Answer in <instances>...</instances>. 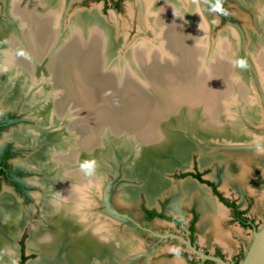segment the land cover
<instances>
[{"label": "bare ground", "instance_id": "6f19581e", "mask_svg": "<svg viewBox=\"0 0 264 264\" xmlns=\"http://www.w3.org/2000/svg\"><path fill=\"white\" fill-rule=\"evenodd\" d=\"M67 1L2 0L4 8L3 11H0V63L2 64L3 61L4 64L0 68V93L5 91L2 102L3 109L14 108L18 104L21 107L20 110H26V108L31 110L29 105L24 103L27 98H21H23V94H28L31 84L42 78L43 85L33 93L30 91L31 95H29L42 105L36 112L37 124L50 129H46V131L44 129L40 133L37 132L40 130L37 128L39 125L35 127L37 131L23 127L10 131L4 136L12 138L16 143L22 145L38 146L34 156L21 159L18 163L28 169H37L43 172V178L40 181L37 179L35 182L32 181L42 188L41 193L34 195L36 196L35 201L40 203L39 214L33 213L34 209L32 208H28L29 210L26 211L15 195L9 189L3 188L0 195V264H13L16 258L15 240L23 225L30 219L29 217H34L37 220V225L29 231L26 242L27 250L36 252L38 257L35 260L27 261L26 264H127V260L131 256L134 257V253L140 248V242L133 234H130L128 230L118 231L116 222L110 219V215L107 218L101 212L96 213L93 208L97 202L96 198L101 196L105 188L104 177L106 173L102 172L98 165L97 169L93 167L90 172L83 166L89 162H94V166L96 161L98 164L104 163L105 160L102 156L107 149L101 142V132L107 131L112 139H117L115 130L129 129L130 115L125 114L123 118H118L109 114L104 118L108 123L101 118L100 113L104 111L99 106L100 102H103L101 95L108 100L111 99V104L114 101L110 98L106 85L99 84L100 81L98 84L91 81L89 83L91 85L86 82L89 79L92 80L94 76L91 77L92 74L90 75L91 58L101 60L104 47L107 46L109 50L114 42L111 41L109 32L97 18L95 11L76 12L69 17L70 21L67 25H64L63 14L68 8ZM146 1V7L155 13L151 20L152 26H164L167 45L174 46L179 61L178 65L172 68H156L152 75L160 79L161 70L170 71L174 77L177 76L182 79L186 75L185 61L188 58L183 45L192 44L193 41H204V39V42L208 43L206 39L209 36L210 24L203 12L201 0H185L187 7L182 5L183 0ZM241 1L254 11V15L256 14L254 24L262 31V36L257 35L251 25H246V34L249 40V48L246 51L243 49L242 33H238L236 28H226L222 34L230 35L231 39L221 38L218 43L221 54L218 55L217 53L212 65H210L211 63L208 65V69L212 73L211 84L206 83L201 87L177 85L174 90L165 88L162 90L160 83L156 81L159 88L155 87L154 95L151 96V104H157L155 107H157L158 117L153 120L156 127H149L148 129L138 122H133L131 125L136 127L138 135H141L142 155H154L161 158L170 155L173 156V159L176 158L175 162L172 163L184 168L186 166L183 164L186 163L189 148L192 149L193 147L192 136L197 139L200 138V142L206 151L214 145H228L232 141L249 143L254 140V136L250 132L243 131L239 134H231L228 132L230 129H227L226 134L222 133L218 136L220 130L223 129L222 121L216 120V117L219 116L214 117L219 109L218 102L216 103L217 94L225 91L227 84L225 77L229 71L234 70L235 66L243 71V73H238L242 86L240 84L237 86L241 100H245L242 103V121L248 122V119H253L250 122L260 121L259 116L263 113L262 105L257 108V104L246 103L249 95L251 100L253 99L249 92H254L255 88L246 86L247 82L244 75L248 69L250 73L253 70L264 81V0ZM85 31L89 34V38H93V40L90 39V42L85 36ZM236 48L239 49L240 53L237 52ZM138 49V47L130 49L136 57L141 55ZM86 51H89L91 55ZM107 54L106 51L103 61H108ZM230 54L236 55L232 62L227 61ZM249 63L253 67L249 66ZM102 64L103 62H101ZM116 69L115 67L109 69L105 74L113 78L116 75ZM15 70L20 73L19 78L22 77L26 87L22 86V88L17 89L14 85V78L10 74ZM147 73L151 74L150 71ZM128 77L130 78V76ZM161 80L164 81L163 78ZM179 80H177L178 83ZM131 86L132 82H130L129 89L124 92L126 95L130 92ZM164 91L167 92L170 100L161 94ZM244 91L246 96L243 95ZM135 96L132 98L129 96L128 99H122L119 102L117 100L115 102L118 103L115 104L114 102V104L130 111V108L127 109L130 106V100ZM29 99L32 101L30 97ZM142 101L144 100L142 99ZM175 103L177 105L172 110L171 107ZM73 107L78 110L72 111L73 116L76 115L68 121L65 118L70 115L65 116V113L73 110ZM197 107L200 108L201 114L204 112L209 116L205 118L203 125H198L199 127L194 126V122L198 119H194L193 123H191L192 121L189 122L191 112L198 109ZM110 108L109 110L112 109ZM167 110L170 113H167ZM232 111L234 112V110ZM169 115L172 116L168 118ZM185 118L188 119L187 124H184ZM59 121L61 128L53 129V126ZM117 121L124 123L127 127L117 126ZM174 124L176 127L179 126L177 130H180V133L178 131L172 133L170 131L172 129H165L171 125L174 127ZM231 127L232 129L235 128L232 125ZM212 132L218 134L212 135ZM242 146L250 147L249 144ZM165 152L167 154H163ZM200 152H202L201 149ZM220 153L222 152L212 156L211 159L222 160L227 165L230 164L231 166L227 167L228 170L227 168L225 170L226 174H234L238 180L241 179L243 166L239 163L240 161H237L236 156L230 153L222 155ZM185 154L187 155L185 156ZM200 160L202 161L201 165L207 163L204 158L200 157ZM140 161L142 164L146 162L145 158H141ZM232 161L234 163H231ZM99 166L101 167V165ZM95 169L96 172L94 173ZM144 170L145 168H129V171L135 172V174L141 172L139 176L147 173ZM125 175H127V171H125ZM132 176L137 178L133 173H130V178ZM150 178L151 180L149 179L142 188L148 202L154 203L153 200L159 190L169 188L170 184L167 179L159 175ZM189 179L192 180L187 178V180L184 179L183 182L179 183L182 201L189 200L192 195L196 194L201 201L202 217L211 220L212 223L216 222L218 215L223 214V210L213 196L209 194L208 188L194 180L191 182ZM134 193V189L126 188L120 193L119 198L131 203L135 200Z\"/></svg>", "mask_w": 264, "mask_h": 264}, {"label": "rangeland", "instance_id": "374dc122", "mask_svg": "<svg viewBox=\"0 0 264 264\" xmlns=\"http://www.w3.org/2000/svg\"><path fill=\"white\" fill-rule=\"evenodd\" d=\"M1 2L2 0L0 1V11H3L4 7L2 6L3 3ZM112 2H113L112 0H109L107 5H105L104 7L103 2L98 0H68L67 1L68 8H66L65 10L66 12L63 14V21H64L63 23L64 25H67V23L70 21L69 17L76 12L95 11L97 18L100 19V21L105 25L106 30L109 32L108 35L111 38V41L114 42V44L109 48V51L107 46L104 47L109 56L107 62L102 61L103 64L101 65L99 64L100 62L95 58L94 60L93 59L91 60V63L89 65L91 67L90 75L92 74L91 77L93 75L94 76L92 77V80L89 79L88 82L86 83L88 85H91L89 84L91 81L97 84L98 81H100L99 84L102 83L106 85L107 90H109L108 92L110 94V98H112L114 102L117 100L119 102L122 99H128L130 95L134 96L130 92L128 93V95L124 93L126 90L129 89L130 82H132L131 74L136 75L135 73H132L131 68H129V65L132 64L131 63L132 61L134 62L138 61L137 63L138 66H140L139 64L141 65L145 64L146 68L145 71H143V77L139 81H142L141 88H144V90L146 89L147 92H151L149 96L150 98L149 106H150L152 105L151 96L154 95L153 92L154 88L155 87L159 88V86L157 85L158 82L160 83V87H162V90H164L163 88L167 90H174L176 88L175 86L177 85H182L183 87H189V86L201 87L206 83L208 84L212 83L211 82L212 73H210L211 71H209L208 65L209 63H211L210 65H212V62H214V58L216 59L215 55L217 53L218 55L221 54V48L219 49L218 46V43L220 42L221 38L227 37V40L231 39L230 35H226V33L225 35L222 34L226 28L228 29L236 28L238 33H242L243 49L244 50L246 49V51L249 48V40L246 34L247 33L246 25L248 26L251 25L252 26L251 28L255 29L253 31L256 32L257 35L262 36V31L259 28L255 27L254 24V21L256 20L255 19L256 14L254 15V11L250 7L248 8V6H246L241 0H227L226 18L223 17L220 18L216 14V12L210 6L209 0H201V5L204 10L203 12L205 13V16L208 19L207 21H209L210 24V31L208 32L209 36L206 39L208 43H205L204 42L205 39H204V41H196V42L193 41L192 44L183 45L188 54V58L185 61V67L187 69L185 70V74H186L185 77H183L182 79L177 76L174 77V74L172 72L161 70L160 79H158L159 77L157 78V76L152 75V73L156 68L158 67L172 68L178 65L179 63L176 49L174 48V46L167 45L168 44L167 39L164 35V26L163 25H157L156 27L152 26L151 20L152 18H154L155 13L150 11V8L148 9L146 7V3H147L146 0H119V7H115L112 4ZM186 3L187 2L183 0L182 5L184 7H187ZM88 39L89 38L87 37V40ZM134 47L139 48L138 50H140L141 53L139 57H136V55L134 56L132 54L130 49H133ZM236 50L238 53H240L239 49L236 48ZM244 50L243 52H245ZM208 55L210 58L207 57ZM234 57H236V55L230 54L227 61L232 62V59H234ZM245 57L247 58L246 55ZM152 61L154 62L152 63ZM3 64L4 62L2 61V64L0 63V68L1 66H3ZM112 64H114L113 69L114 67L117 68L115 72L116 75L113 76V78L110 77L108 74H105V71L107 70L109 71V67ZM133 64L135 65V63ZM137 65L135 66L138 67ZM248 65L253 67L251 63H249ZM95 66H96V72L94 70ZM98 67H100L99 70ZM124 68H128V70ZM248 70L247 73L244 75L245 81L247 82L246 86L250 88L253 87L255 88V90L254 92H249L252 94L253 99L251 100V96L249 95L246 103L251 104L252 102L253 104H257L258 105L257 108H259L262 105L263 113H261V115L259 116L260 121L250 122V120L253 119H248V122L242 121V116H241L243 114L242 103L245 100L244 99L241 100V94L238 93L237 86L239 84L240 86H242V83H240L241 78H239L238 76L240 73H243V71H241L238 66H235L234 70L229 71V73H227V76L225 77V80L227 82V84L225 85V91L223 92L221 91L220 93H218L216 99V103L217 102L219 103V105L217 103L219 109L217 110V115H214V117L219 116L216 117V120L222 121L221 125L223 129L220 130L219 134L216 132H212V135L218 134V136H220L222 133L226 134V131H228L227 129H230V131L228 132L231 134L234 133L239 134L243 131H247L254 136V140H252L249 143H245V142L236 143L232 141L229 142L228 145H214L211 147L212 150L209 148L206 151L200 142V138L197 139L195 136H192L194 142L192 145L193 147L192 149L189 148L190 150L187 149L189 150V152L188 155L185 154V156L187 155L186 156L187 158L185 161L186 163L183 164L186 167L182 168L178 166L176 163H172L175 162L174 160H176V158L173 159V156L170 155L164 156L165 158L164 159L161 157H155L154 155L146 156V154L143 153L145 155H141V157L139 156V158L137 157L133 159V155H134L133 151L135 150L133 148L134 146L131 145V139H132L131 137H130V142H128V145L125 143L127 146L126 148L124 142L118 140L120 138H118L117 136H116L117 139H112V137L109 135L107 131L101 132V136H100L101 142L106 146L107 149L106 152H103V156L101 155L105 161H103L104 163L101 164L100 163L98 164V162L96 161L94 167L97 169V165H98V167L101 168V171L106 173L104 177V186L105 185L106 186L102 191L104 194H102L103 197L101 196L100 204L98 201L99 197H97V195H96L97 198L95 197L97 199L96 200L97 202L95 203L96 205L93 207L94 211L96 210L95 211L96 213L101 212L102 215L107 216V218H109L110 214H108L109 212L106 211L105 209H113L112 207H117L120 210H128L135 216H140L141 214L140 207L142 205L148 208H157V209L163 207L166 214L180 220L179 223L180 226L176 225L174 222H166L162 219L155 218L151 221V229L157 233L174 232L183 235L185 233L184 231L187 226V223L190 219V208L191 207H195V209L198 208L199 211L197 210L198 211L197 213L199 215L198 216L199 220L197 222L196 243L199 246V249H208L210 252H212L215 249L216 244H220L225 250L224 252L225 259L229 262H235L236 264H239L251 241L252 230L249 228H243L237 222L233 221L230 209L221 205V203L219 202L216 203H218L220 208L223 210V214L219 216V219L216 222L212 223L211 220H208L203 217L202 219H200L202 216L201 213H203L200 208L201 207V203H200L201 201L199 200L200 198H198L196 194H194V196L192 195V197H190L189 200H186L184 202L182 201V192L179 189L180 188L179 183L183 182L184 179L187 180V178L181 179L182 177H178L176 173H182V170L194 169L193 166L194 165L197 166L203 172L204 177L213 180L216 183L218 189L227 199L237 200L238 202H240L242 208L247 207L248 209L247 215L251 216L254 219L257 229L264 223V185L263 182L261 181V179H264V81L261 80V77L258 76V73H256L253 70H251L250 73V70L249 71ZM119 71L121 72L119 73ZM147 71H150L151 74L147 73ZM122 72L123 74H121ZM19 75L20 73L17 70L12 71V73L10 74V76L14 78V85H16L17 89H19V87L22 88V86L26 87L25 81L22 80V77L20 79ZM118 75L123 78L122 79L123 83L122 86L117 89L114 85L115 83H117ZM128 76H130V78ZM161 78H163L164 81H162ZM178 79H180L179 83L177 81ZM156 81L158 82L156 83ZM11 85L13 86V84ZM42 85L43 82L41 78L37 82L31 84L29 86L30 87L29 90L33 93L35 92V90L39 89ZM4 92L0 93V118H2L5 114H9V115L11 114L12 120L11 122L7 123L5 128H3L0 132V146L1 145L3 146L5 143L11 144L14 149V155L12 156L10 161L13 163L14 166L21 167L22 165H20L18 161L21 159H27L28 157L34 156L36 154V152L34 151L37 150L36 148H38V146L22 145L14 142L15 140L13 141L12 138L4 137L6 138L4 139L3 138L4 134L6 132L9 133L10 131L23 127L36 129L35 131H37L38 128L40 130L37 132L40 133L44 129L46 131V129L49 130L50 128L42 126L41 124H37L36 112L39 109V107H41L42 105H40V102H37L38 100H35L34 97L30 96L31 93L28 92V94L25 95L23 94V98H21V99L27 98L26 100H24V103L25 105H29V108H31V110L27 108L26 110H20L21 107L18 104L14 106V108L11 107V108L3 109L2 102L4 99ZM164 93L167 94V92L165 91L161 94ZM135 95L142 97L137 92ZM243 95L246 96L245 91L243 92ZM29 97L32 99V101L29 99ZM101 99L103 100V102L101 101L99 106L101 110H104L103 112L101 111L100 113L103 121H106L104 118L107 117L109 114H112L113 117H118V118H123L125 114L130 115V111H126L123 109L124 107L119 108V106L115 105L118 102H115V104L113 102L112 105L110 103L111 99L108 100L107 98L102 97V95H101ZM33 101L34 103H32ZM182 102L187 103L186 101H182ZM144 104L147 105L148 101ZM71 106H73V104ZM80 106L83 107L82 105ZM203 107H205V105H203ZM77 108L79 109V106ZM77 108L73 107V110L66 112L65 116L67 115L70 116H67L65 119L68 121L72 120L76 115L75 114L73 116V112H75V109L77 111L78 110ZM109 108L111 110H109ZM129 108L130 106L128 107L127 110H129ZM232 110H234V112ZM191 113H192L191 116H189L190 117L189 122L192 121L191 123H193L194 119L195 120L198 119V121L194 122V126L197 127L203 125L205 123V118L209 117L208 114L206 115L204 114V112L203 114H201L200 108L194 109V111ZM187 120L188 119L185 120L184 124L188 123ZM19 125H30V126L17 127ZM37 125L39 126L35 128ZM231 125L237 129L235 128L232 129ZM172 126L173 125L165 129H172L170 130L172 133L174 131L175 133H177V131L178 132L180 131L177 130L179 129V126L177 127L176 125L174 127ZM59 127L61 128L60 121L57 122L55 126H53V129H58ZM122 133H125V131H123ZM122 133L121 135H124ZM212 135L209 136L211 137ZM125 138H128V136L124 137V139ZM119 144H123V150L125 148L128 154L125 153L122 154L123 155L122 156L120 153H118L119 147L117 145ZM245 144L246 145L249 144L250 147L242 146ZM24 146H30V147H24ZM141 147L142 145L139 146V149L140 151H143ZM200 149L202 152H200ZM219 152H222L220 153L221 155L224 153L225 154L230 153L231 155L236 156L237 161H240L239 163H241V165L243 166L242 167L243 173L241 179L238 180V178H236L234 174H226L225 170L228 166H231L230 164L227 165L226 162L224 163V161L222 160L218 161L217 159H211L212 156L218 155ZM163 154H167V153L165 152ZM145 156L147 158H145ZM169 156L170 158H168ZM200 157L206 159L207 163L201 165L202 164L201 160L203 159L200 160ZM141 158H145L146 162L144 164H142V162L140 161ZM231 163H234V161H232ZM99 165H101V167ZM24 167L26 168V166H23L21 169L23 171L22 179L26 185L25 193L20 196L15 193L14 195H16V197L18 198L16 199L18 201L20 200L19 202L26 211L32 208L34 209L33 213L39 214L40 203L35 201L36 196L34 195L36 193L37 194L41 193L42 188L40 185H37L34 182L36 179L40 181V179L43 178V172L37 169H30L31 171H27L25 170ZM133 167L145 168L147 173L139 176L141 172L140 174L137 173L135 174V172L129 171V168H133ZM96 169L94 170V173L96 172ZM125 171H127L128 177H125L124 175ZM130 173H133L134 176L137 178H133V176L130 178ZM154 175H159L162 178L167 179L168 183L170 184V187L160 189L153 200L154 203H151L148 202L145 191L143 190L142 187L145 185L146 182H148L149 179L151 180L150 177ZM106 179H107V183H106ZM190 181L194 182L193 180ZM122 186L123 189L120 190ZM171 186H173V188L175 186L176 189L171 188ZM126 188L128 189L132 188L135 190L134 193L135 200L131 203L130 201H124L119 198L120 193ZM208 192H210L209 194H211V191ZM97 204L99 205V207ZM32 216H34V214H32ZM29 218L30 219H28L26 223L23 225V228L21 229V232L18 235L19 238L17 237L15 240L16 257H17L16 242L18 245L19 240L23 235L24 246H27L26 242L29 236V231L33 226L37 225L36 222L37 220L34 217H29ZM110 219L116 222L118 231L120 232L124 230H128L129 232L131 231L130 234H133L134 237L138 239L140 242V250L137 252V254L134 253L135 254L134 257L131 256L127 260V264H153L154 262H160V263L174 262L173 264H189L188 260L197 261L200 259L195 255H193L192 253H190L182 243H180L175 239L172 238L156 239L153 238L151 235L144 233L137 227L133 226V224H130L129 222H127V220L120 221L114 219L113 217L112 218L110 217ZM217 222L219 223V225ZM218 228L219 230H217ZM182 251H185V255L181 254ZM230 253L232 254L230 255ZM26 255L28 256L27 261L35 260L38 257V254L36 252L29 250H26ZM186 257L188 258V260L186 259ZM203 264H212V263L204 262Z\"/></svg>", "mask_w": 264, "mask_h": 264}, {"label": "flooded vegetation", "instance_id": "af4514ba", "mask_svg": "<svg viewBox=\"0 0 264 264\" xmlns=\"http://www.w3.org/2000/svg\"><path fill=\"white\" fill-rule=\"evenodd\" d=\"M98 1H102L103 2V6L105 7V5H107L109 0H98ZM112 1H113L112 4L115 6V2L117 0H112ZM209 3H210V6L213 8V10L216 12V14L220 18H222V17L226 18L227 0H216V1L209 0ZM214 3L216 5H220V9L219 8L216 9L215 6H214ZM11 116H12L11 114L10 115L9 114H5L2 118H0V132H1V130L3 128H5L7 123L11 122V120H12ZM20 126H30V125H19L17 127H20ZM5 134H4V136H5ZM4 136H3V138H4ZM4 139H6V138H4ZM9 140H11V139H9ZM1 141H2V139H1ZM24 147H30V146H24ZM13 155H14V149H13L11 144L5 143L3 146L2 145L0 146V193L3 191V188L4 189L5 188H7V189L9 188V190L13 194L15 193V194L20 196V195H23L25 193V190H26V185H25V183L23 182V179H22V172L23 171H22L21 168L23 166L19 167V166H14L13 165V163L10 161ZM193 167H194V169H191V171H185V172H182V173H176V175H178V177L190 176L191 179H196L197 181H199L201 183H205L209 187L208 191H211V194L216 197L217 200L216 199L215 200L217 202L221 203V205H223L226 208L230 209L233 221L237 222L243 228H249L251 230H253L255 228L257 229L254 219L251 216L247 215V210H248L247 207L246 208H242L241 205H240V202H238L237 200L227 199L221 193V191L218 189L216 183L213 180H210V179L204 177L203 176V172L197 166L194 165ZM193 174H195V176ZM199 179L203 180L204 182L200 181ZM261 181L263 182V185H264V179H261ZM207 182H210L211 185L208 184ZM214 189L217 190L220 193V195L222 197H224V199L226 201L234 202V204L237 206L236 209L242 211L241 218L244 221L249 223L248 226L241 225L239 220L235 218L234 209L232 207H230V206H227L223 201H221L219 199V197L216 195V193H214ZM15 197H16V195H15ZM98 207H99V205H98ZM112 208L114 210H116V212L120 213L121 216H123V218H125V220H127V222H129L130 224H133V226L137 227L138 229H140L144 233H147V234L151 235L153 238H156V239H169V238H172V239H175V240L179 241L177 238H173V237L160 238L157 234H166V233H157V232H154V230L151 229V221L153 219H155V218L156 219H162V220H164L166 222H174L176 225H179L180 220L177 219V218H174L173 216H170V215L166 214L163 207H160V209H157V208H148V207L142 205L140 207V210H141L140 216H135L131 212H129L128 210H120L117 207H112ZM145 209H147V210H155L156 212H161L163 214V217H159V216L150 217L145 212ZM197 210H198V208L195 209V207H191L190 208V219H189V221L187 223V226H186L185 231H184L185 233L183 235H180V234H177V233H174V232H167V233H174V234L180 235L183 238L189 240L190 243L193 246H195L196 248L199 249V246L196 243L197 222L199 220V218H198L199 215L197 213L199 210L198 211ZM124 215H126V216H124ZM201 215H202V213H201ZM200 219H202V216H201ZM201 221H203V220H201ZM191 226H192V228H191ZM180 243H182V242H180ZM182 244L186 247V245L184 243H182ZM26 247L27 246H24V240H23V235H22L20 240H19L18 245H17V242H16L17 257H16V260H15V262L13 264H19L20 261H21V256L22 255L26 256V258L24 259L22 264H26V261H27V258H28V256L26 255V250H27ZM139 250H140V248L138 249V251ZM187 250H188V248H187ZM200 250H202L206 254H212V255L221 257L222 259L226 260L225 257H224V252H223L222 248L218 244H216V247H215V249L212 252H210L208 249H200ZM137 252H135V254H137ZM190 253H192V252H190ZM181 254L185 255V251H182ZM192 254L195 255L194 253H192ZM195 256L200 258V259L197 260V261H194V260H188V258L186 257V259L188 260L189 264H203L204 262H211L212 264H216L215 262H213L211 260L202 259L201 257H199L197 255H195ZM157 263H160V262H154L153 264H157ZM163 263L164 264H173L174 262L173 263L172 262L171 263L163 262Z\"/></svg>", "mask_w": 264, "mask_h": 264}, {"label": "water", "instance_id": "95a60500", "mask_svg": "<svg viewBox=\"0 0 264 264\" xmlns=\"http://www.w3.org/2000/svg\"><path fill=\"white\" fill-rule=\"evenodd\" d=\"M85 36L89 38V34L87 32H86ZM90 39L93 40V38L91 37V38L88 39L89 42H90ZM86 53H90V52L86 51ZM105 53H106V49L103 50V57L101 58L102 61L104 59ZM128 53H129V50H128ZM90 55H91V53H90ZM91 59L94 60L93 57ZM101 60H99L100 61L99 64H101V62H102ZM114 61H116V60H114ZM114 61H112V62H114ZM153 62L154 61H152V63ZM131 63L132 64L129 65V68H131L132 73H135L136 75H133V74L130 73L132 75V82L134 81L132 83V86H131V89H130V93L135 96V94L137 92L142 97L135 96V98L133 97V99L130 100V127H129V129H126V130L120 129L118 132H117V129H116L115 131H116V136L118 138H120L118 140H121V142L123 141L125 146H126V144L128 145V142H130V137L132 138L131 139V145L134 146L133 148L135 150V151H133V154H134L133 155V159H134V158H137V157L139 158V156L141 157V155H142L141 154L142 151H140V149H139V146L141 145L140 144L141 135H138V130L136 129V127H132L131 125H133V122H138V124H140V125L143 124L148 129H149V127H156V125H155L156 123L153 120L158 117V114L156 112V108L157 107H155V105H157V104L150 105V106H149V104H147V105L144 104L147 101H148V103L150 102L149 101V99H150L149 96L151 94V92H147L146 89L144 90V88H141V82L142 81H139L143 77V71H145V68H146L145 64L144 65L139 64L140 66H138L137 62L132 61ZM133 63H135V65H137L138 67H136ZM113 65L114 64H112L109 69H112ZM124 69L128 70V68H124ZM94 70L96 72V66H95ZM98 70H99V68H98ZM107 71H105V73ZM120 72L121 71H119V73ZM129 72H130V70H129ZM121 74H123V72ZM122 79L123 78L118 75L117 83H115V85H114L117 89L122 86V83H123ZM163 96H166L167 100H170V97H169L168 94H163ZM131 97H132V95H130V98ZM140 98L144 99V101H142V99H140ZM176 105L177 104L175 103V105L173 107H171V109L172 110L175 109ZM167 111H168L167 113H170L169 110H167ZM160 115H162V114H160ZM170 116H172V115H169L168 118ZM139 122H141V123H139ZM159 123H160V121H159ZM121 125L127 127V125H125L124 123L118 122L117 126L121 127ZM158 125H161V124H158ZM123 131H125V133H122ZM121 133L124 134V135H121ZM126 136H128V138L124 139V137H126ZM126 140H127V143H126ZM117 146L119 147L118 148L119 149L118 153H120L121 155L125 154V153L128 154L125 148L123 150V144H119ZM126 148H127V146H126ZM130 157H132V156H130ZM145 158H147V157L145 156ZM25 170L31 171L30 169H27V168H25ZM185 171H191V169L182 170V172H185ZM112 174H113V172H112ZM125 177H128V176L125 175ZM183 178H191V177L190 176H186V177H182L181 179H183ZM108 180H109V178H108ZM192 180L196 181L197 183H199V184H201L204 187L209 189V187L205 183H201V182L197 181L196 179H192ZM106 183H107V179H106ZM121 189H123V186L120 188V190ZM102 194H104V193H101V196H102ZM101 196L98 198L99 204H100ZM213 197H214V199H216V197L214 195H213ZM105 210L108 211L109 212L108 214H110V216L113 217L114 219H117V220H120V221H122V220L125 221V218H123V216H121L120 213L116 212V210H114V209H105ZM124 216H126V215H124ZM157 235L160 238H166V237L177 238L180 242H182V243H184L186 245V247L188 248V250L190 252H192L195 255L201 257L202 259L211 260V261L215 262L216 264H235L234 262H228V261L222 259L221 257L215 256V255H212V254L204 253L202 250H200V249L196 248L195 246H193L190 243L189 240L183 238L180 235H177V234H174V233L157 234ZM239 264H264V223L258 229H253L252 230L251 241H250V243H249V245H248V247H247V249L245 251V254L242 257V260H241V262Z\"/></svg>", "mask_w": 264, "mask_h": 264}, {"label": "trees", "instance_id": "16d2710c", "mask_svg": "<svg viewBox=\"0 0 264 264\" xmlns=\"http://www.w3.org/2000/svg\"><path fill=\"white\" fill-rule=\"evenodd\" d=\"M214 1H216V0H214ZM214 6H215L216 9H218V8L220 9V5H216V4L214 3ZM115 7H119V0H117V1L115 2ZM193 175L195 176V174H193ZM196 176H197V175H196ZM199 180H200V181H203V180H201V179H199ZM203 182H204V181H203ZM207 183L211 185L210 182H207ZM213 186H214V185H213ZM214 193H216V195L219 197V199H220L221 201H223L227 206H230V207H232V208L234 209L235 218L239 220V222L241 223V225H243V226H248V225H249L248 222L244 221V220L241 218V213H242V211L236 209L237 206L234 204V202H228V201H226V200L224 199V197H222V196L220 195V193H219L217 190H215V189H214ZM145 212H146L150 217H152V216L163 217V214H162L161 212H156L155 210H147V209H145ZM191 228H192V226H191ZM255 229H256V228H255ZM25 258H26V256L22 255V256H21V261H20L19 264H22V262L24 261ZM234 263H235V262H234ZM235 264H236V263H235Z\"/></svg>", "mask_w": 264, "mask_h": 264}, {"label": "clouds", "instance_id": "9594fccd", "mask_svg": "<svg viewBox=\"0 0 264 264\" xmlns=\"http://www.w3.org/2000/svg\"><path fill=\"white\" fill-rule=\"evenodd\" d=\"M241 66H242V64H241ZM83 167L85 169L89 170V172H90L93 169V167H94V162L85 164Z\"/></svg>", "mask_w": 264, "mask_h": 264}, {"label": "crops", "instance_id": "0c3cea01", "mask_svg": "<svg viewBox=\"0 0 264 264\" xmlns=\"http://www.w3.org/2000/svg\"><path fill=\"white\" fill-rule=\"evenodd\" d=\"M222 215V214H221ZM221 215H218V217H217V219L216 220H218L219 219V216H221ZM221 248H222V250H223V252H225V250L223 249V247L220 245V244H218ZM232 253H230V255H231Z\"/></svg>", "mask_w": 264, "mask_h": 264}]
</instances>
